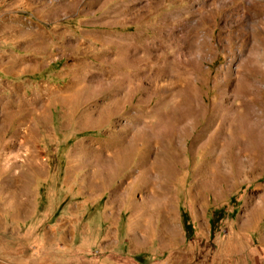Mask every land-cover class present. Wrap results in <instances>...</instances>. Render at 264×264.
Returning a JSON list of instances; mask_svg holds the SVG:
<instances>
[{
    "label": "rangeland",
    "instance_id": "obj_1",
    "mask_svg": "<svg viewBox=\"0 0 264 264\" xmlns=\"http://www.w3.org/2000/svg\"><path fill=\"white\" fill-rule=\"evenodd\" d=\"M0 264H264V0H0Z\"/></svg>",
    "mask_w": 264,
    "mask_h": 264
},
{
    "label": "bare ground",
    "instance_id": "obj_2",
    "mask_svg": "<svg viewBox=\"0 0 264 264\" xmlns=\"http://www.w3.org/2000/svg\"><path fill=\"white\" fill-rule=\"evenodd\" d=\"M207 2H208V1H207ZM210 3H211V2H210ZM212 3H214V2H212ZM207 4H208V3H207ZM207 7H208V6H207ZM211 13H212V12H211ZM216 14H217V13H216ZM188 25H189V24H188ZM186 27H187V26H186ZM191 27H192V26H191ZM189 30H190V29H189ZM190 36H191V35H190ZM190 36H189V37H190ZM194 37H196V36H194ZM193 39H194V38H193Z\"/></svg>",
    "mask_w": 264,
    "mask_h": 264
}]
</instances>
